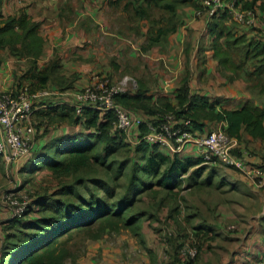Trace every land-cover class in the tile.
Wrapping results in <instances>:
<instances>
[{"label":"trees","instance_id":"trees-1","mask_svg":"<svg viewBox=\"0 0 264 264\" xmlns=\"http://www.w3.org/2000/svg\"><path fill=\"white\" fill-rule=\"evenodd\" d=\"M5 1L0 0V55L5 53L17 62L26 63L19 69L21 75L15 72V91L24 86L31 94L44 90L60 93L82 91L89 79L84 81L85 86H82L84 82L77 86L82 78L77 74L65 76L57 55L45 60L40 23L33 21L27 13L5 16ZM106 1L110 7L122 8L126 19L147 22L145 46L141 50L145 53L167 49L170 38L184 25L186 8H193L194 15L202 10V0ZM260 8L264 11V4ZM68 17L67 14L64 16ZM206 22L207 32L214 43L213 57L219 67L232 68L236 74L245 70L247 78L259 82L264 93V42L257 35L250 39L246 33L237 36L233 29L235 22L227 11ZM140 32L138 26L137 33ZM193 45L192 40L186 43L185 71L173 96L153 93L148 81L139 79L135 90L116 97L117 103L145 120L136 128L134 136L140 140L149 132L150 123L159 126L166 115L173 114L180 124L189 120L191 126L186 129L199 134L211 132L207 123H224L223 130L244 145L234 149L233 154L244 160L247 154L254 156L255 150H250L251 142L246 137L264 143V108L247 103L237 110H218L220 98H210L192 90L190 61ZM34 105L37 107L33 123L36 145L31 156L23 162L25 166L21 171L35 175L44 169L58 185L51 192L46 186L31 191L23 216L2 223L0 264H78L79 255L75 257L69 242L77 236L86 237L85 241H98L123 229H130L139 236L146 213L137 210L138 204L145 196L157 201L162 191L173 196L172 214L177 213V197L185 183L183 177L203 163L201 157L170 154L162 146L145 140L132 147L125 134L117 128L116 116L112 112L85 108L79 114L71 105ZM183 123L181 127L184 128ZM121 155H124L122 161L114 163V159ZM259 155L256 163L245 162L251 167L263 168L264 151ZM101 168L106 170L104 176L92 174ZM125 170L130 174L126 186L121 184ZM203 170L204 167L194 169L190 187L197 186L196 181ZM165 199L157 202L158 207ZM152 214L148 218L153 219L155 215ZM196 230L198 237L212 233L204 231L202 225ZM205 244L204 238L198 240L199 253ZM179 248L177 246L170 264H194V259L182 258Z\"/></svg>","mask_w":264,"mask_h":264},{"label":"rangeland","instance_id":"rangeland-1","mask_svg":"<svg viewBox=\"0 0 264 264\" xmlns=\"http://www.w3.org/2000/svg\"><path fill=\"white\" fill-rule=\"evenodd\" d=\"M255 1L241 0V7L244 10L254 12L264 24V11L260 8L264 4V0H257L256 4L252 5ZM248 5H251V7H248ZM113 12H109L105 16L107 24L103 20L100 21V25L102 26L97 41V47L102 50L101 46H103L104 49L103 54L105 56L100 57H103L104 61L107 60V62L102 65L99 72L88 75L89 81L92 75H104L105 73L101 72L103 69L109 70L111 73L113 72L114 78L110 77L113 81L121 82L126 77L139 79V69L143 65L148 71L149 69L152 71L158 68L163 69V64L167 68V57L164 60L161 59V62L158 60L159 52H164L160 49H153L145 57L141 56V54L137 58L132 57L135 52L143 49L142 46H145L146 37L144 36L148 28L147 22L145 20L133 22L126 19L127 16L122 8L116 7ZM185 20L184 23L186 22ZM199 20L203 19L197 18V21ZM138 26L141 28L140 34L137 33ZM107 27L110 29H107ZM197 29H201V27ZM233 29L234 31L238 30L237 33L239 34L250 31V29L236 23L233 24ZM257 30L259 33H264V30ZM110 32L112 34L114 33V36L111 35L113 37L109 36L111 39L107 36ZM256 33L260 36L258 32ZM115 34L117 36L119 35L121 39H117ZM194 35L197 34L194 33ZM206 42L209 45L206 44L205 51L202 50L204 54L209 49L211 50V47L214 45L210 38H207ZM124 43L130 49H124ZM178 45L183 46L182 43H175V46L169 45V48L177 49ZM170 52L168 50L167 55ZM3 54H1V61L2 63L5 62L6 67L9 64L14 70H19L26 65V63L17 62L15 58H10L7 54ZM117 57H121V59L118 60ZM117 60L120 62V70L114 69L112 64V61ZM85 85L86 82L82 84V86ZM259 96L264 100V95L259 94ZM69 98L70 101L66 105L72 104V97ZM50 104L52 105V103L48 105ZM130 143L132 147L136 145L134 142ZM123 158L124 155L119 156L114 159V163L122 161ZM24 166L21 163L17 167L7 168L0 159V213L1 211L8 213L9 219L15 217L10 208L2 203V195L4 193L16 190L30 197V192L33 190L37 191L46 186L50 188L49 192H51L58 185L48 171L43 169L39 174L30 175L29 173H22L21 170ZM218 170L219 174L215 175L214 173H210L211 168L206 169L205 167L196 181V187H190L189 183L190 177L192 176L191 173L194 169H191L183 177L185 183L183 185V191L177 197L178 211L176 214H172L173 196L166 195L160 188H156L162 191L157 201L156 199L153 200L151 197L145 196L143 201L137 206L139 212L146 213L142 220L143 223L141 224L139 236L130 229H123L119 233L108 234L98 241H85L86 237L77 236L69 242V248L73 249L75 257H77V254L79 255L77 258L83 264H170L176 255L177 246H180L178 250L180 255H182L183 251L191 249L197 251L196 258L193 260L195 261L194 264H242L246 258L248 261L252 254H256L254 249L259 248L256 245L253 246L257 242H251L252 239L250 240L255 225L258 224V228L263 232H258V234L264 238V186H259L257 182L251 181L236 171L232 170L228 172L229 170L224 167H218ZM92 174L104 176L106 170L101 168ZM127 176L130 177V174L128 170H125L121 181L122 185L126 186L128 184ZM226 181L230 185H226ZM231 187L235 188L232 189ZM122 191H125V189ZM162 198L166 199L162 206L158 207L157 202ZM151 213L155 215L153 219L148 218ZM2 223H0V250L3 246ZM200 225L205 228L204 231L210 230L213 233L208 234V236L202 234L203 237L196 236L198 232L196 229ZM235 227L236 229L237 227L239 228L234 230ZM250 232L252 233L250 234ZM201 238L206 240V244L199 253L198 240ZM166 257L169 259L168 262L165 261ZM182 258L186 257L182 256ZM253 259V264H257L264 257L257 259L255 256Z\"/></svg>","mask_w":264,"mask_h":264},{"label":"crops","instance_id":"crops-1","mask_svg":"<svg viewBox=\"0 0 264 264\" xmlns=\"http://www.w3.org/2000/svg\"><path fill=\"white\" fill-rule=\"evenodd\" d=\"M113 10H115V8L108 6L106 0H6L3 5V13L5 16H19L21 13H27L33 21L40 23L39 34L44 39L43 52L45 60L52 59L55 55H57L59 59H61L62 72L65 76L72 77L73 75L77 74L79 78H82L76 84L77 86H79L80 82L86 81L90 73L99 72L102 65L107 62V60L104 61L103 57H100L105 56L103 54L104 49L103 46H101L103 51L97 47V41L102 26L100 25V21L103 20L107 24L105 16L109 12H113ZM194 11L195 10L190 7L185 9L186 20H184L186 22L179 32L170 38L169 45L175 46V43H182L183 46L181 47L178 45L177 49L171 47L169 48L168 46L166 51L162 53L159 52V54L157 53L159 55L158 60L160 62L161 59L164 60L167 57L168 69L166 68V65L163 64V69L158 68L157 70L153 71L149 69L148 71L143 65L139 69V79L148 81L153 93H162L173 96V91H175L176 87L180 85L179 83L181 76L185 71L186 43L192 40L194 43L193 53L191 54L190 61V67L193 71L190 83L192 90H196L210 98H220L218 110H237L243 108L247 103H253L261 108H264V100L261 96H259V94L264 95V93L261 92L262 86L259 82L249 80L245 74V70L244 72H238L236 74L233 72L232 68L219 67L218 61L213 57L214 53L212 47L211 50L209 49V51H206L205 54L203 53V51H205V45H209V43L206 42V39L210 38L212 42L213 39L207 32L206 28L208 23L206 22V19L201 17L199 19L203 20L197 21ZM66 14L69 16L68 19L64 18ZM200 27L201 29H197ZM107 29L110 28L107 27ZM237 31L235 33L238 36L240 34L237 33ZM256 32L259 33L258 30H250L245 33L247 38L250 39L253 38V35H257ZM194 33L197 35H194ZM111 35L114 36V33L112 34L110 32L107 34L109 39L113 37ZM259 35L262 38L264 37V33H259ZM260 36L257 35L259 39H261ZM116 37L117 39H121L119 35H116ZM123 48L130 49L126 43H124ZM168 50L171 52L167 55ZM140 51L135 52L132 57L137 58L139 54L145 57L148 56L153 50L147 53ZM117 58L118 60L121 59V57ZM1 60L2 55H0V89L15 91L16 89L13 85L15 81V72L18 71L17 75H21L22 73H20V70H14L11 68L9 64L6 67L5 62L2 63ZM118 60L114 61L115 63L112 61L114 69L116 70H120V62ZM249 69H251L253 72L255 71V68L253 67H250ZM101 72H104V75L106 76L114 78L112 74L113 72L111 73L109 70L103 69ZM133 78L135 79V77ZM139 79H135L137 82V87ZM136 88L132 89L131 91L135 90ZM53 93L59 94L60 92L54 91ZM67 93L71 92H66L65 94ZM53 99H57V96H54L52 100ZM62 100L70 101L69 95L63 96ZM34 116L35 115H33V123ZM207 127L209 130L213 131L220 128L223 129L225 124L207 123ZM246 138L250 140V150H255V154L254 156H249L248 154L245 155L247 157L245 161L256 163L261 156L259 153L264 151V143L259 139H250L249 136ZM234 140L235 145L233 150L238 149L239 146H244L243 143L238 142L236 139ZM183 153L186 157H199L198 150L195 147H190ZM199 166H203L204 169L205 167L206 169L211 168L210 173H214L215 175L219 174L218 167H224L229 170L228 172L233 170L245 177V174L236 168L221 164L208 165L207 167V165L201 163ZM199 166H196L192 169L200 168ZM226 185H230V183L226 181ZM231 188L234 189L235 187ZM0 216V223L9 219V214L3 211H1ZM238 228L239 227H237V229ZM235 229L236 227L234 230ZM258 232L263 233L261 229L258 228L257 224L253 227V233L250 232V234L252 233L250 240L252 239L251 242H257L254 243L253 246L256 245L259 248H255L254 250L256 254H252L248 261L247 258L244 259L242 264H253V258L255 256L257 259L264 257V238L258 234ZM250 248H252V246H250ZM78 264H83L80 259H78Z\"/></svg>","mask_w":264,"mask_h":264},{"label":"built area","instance_id":"built-area-1","mask_svg":"<svg viewBox=\"0 0 264 264\" xmlns=\"http://www.w3.org/2000/svg\"><path fill=\"white\" fill-rule=\"evenodd\" d=\"M227 11L231 20L236 24L253 31L264 30V24L254 12L244 10L241 0H202V10L195 12V17L206 20ZM264 42V37H261ZM137 87L135 79L126 77L121 82L113 81L106 75H92L89 83L82 91L55 94L50 90L29 93L28 87H21L17 91L0 90V159L7 168H14L31 156L36 145V131L33 115L37 110L34 103H43L46 107L66 104L62 97H72L71 106L81 114L85 108H93L99 112H112L116 116V126L134 144L145 140L150 144L160 145L170 153H183L190 147L198 150L204 165L221 164L236 168L247 178L264 186V167H251L244 159L233 154L235 140L223 129L211 131L209 134L191 132L186 127L191 122L185 121L184 128L173 114L166 115L159 126L150 123L149 132L138 140L134 136L135 130L145 120L136 112L127 109L116 102V97ZM57 96V99L52 98ZM51 100V101H50ZM62 100V101H61ZM56 102V103H55ZM29 197L24 193L11 190L2 195V203L7 205L14 217H22L29 205ZM197 251L194 249L183 251L182 256L195 259ZM166 257V262H168ZM257 264H264V259Z\"/></svg>","mask_w":264,"mask_h":264}]
</instances>
